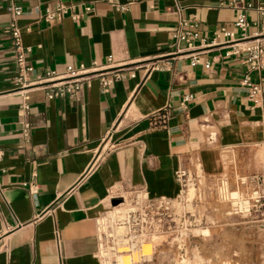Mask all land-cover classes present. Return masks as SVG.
<instances>
[{"label":"crops","instance_id":"obj_1","mask_svg":"<svg viewBox=\"0 0 264 264\" xmlns=\"http://www.w3.org/2000/svg\"><path fill=\"white\" fill-rule=\"evenodd\" d=\"M128 1H23L29 77L109 63L121 74L106 91L94 80L76 99H49L17 82L12 15L0 0V264H103L98 220L113 201L139 191L174 199L186 172L219 173L226 155L264 177V96L251 99L244 82L264 85V69L245 61L239 9ZM245 1L253 39L264 0ZM57 2L77 17L38 18ZM183 21L197 24L191 46L175 37L190 29Z\"/></svg>","mask_w":264,"mask_h":264},{"label":"rangeland","instance_id":"obj_2","mask_svg":"<svg viewBox=\"0 0 264 264\" xmlns=\"http://www.w3.org/2000/svg\"><path fill=\"white\" fill-rule=\"evenodd\" d=\"M248 170L226 155L219 173L186 172L172 217L162 214L151 224L147 216L146 236L133 238L125 250H118L114 228L124 226L119 220L144 209L145 202L131 192L119 203L124 204L120 214L110 205L99 217L103 264H117L123 254L131 255L130 264H264V177ZM133 227L131 222L122 232ZM145 244L151 249L144 255Z\"/></svg>","mask_w":264,"mask_h":264},{"label":"built area","instance_id":"obj_3","mask_svg":"<svg viewBox=\"0 0 264 264\" xmlns=\"http://www.w3.org/2000/svg\"><path fill=\"white\" fill-rule=\"evenodd\" d=\"M6 3V8L12 15V19L9 23L8 32L12 37V47L14 51L15 64L17 66V82L21 83L23 87H42L45 90L46 97L51 98H69L76 99L84 86H89L92 81L98 80L103 91H106L108 87L112 84L115 79L121 77L119 73L118 66H112L111 63L98 66L94 65L92 67H86L81 65L79 67H74L69 65L64 72H57L56 70H48L44 75L31 78L29 77L30 71L33 69L27 63L26 47L22 42L23 29L18 23V18L24 13L23 1L24 0H3ZM137 0H129L128 4H131ZM231 5L239 9L237 20L235 22L236 26L242 31L241 38L249 39L248 43L245 45L243 51L246 54V63L250 69L253 70H263L264 69V43L261 39H264V32L255 36L253 39L247 35V29L250 25L246 17V10L251 7L250 3L245 0H232ZM90 9V7H87ZM258 11L261 15V20L264 24V4L258 6ZM71 14L73 17H77L73 13L72 7L70 5L57 2L54 8H47L44 13L38 14L39 19H44L49 23H54L60 21L66 15ZM181 26H188L190 29L179 30L176 32L177 43L185 42L187 46H191L193 40L197 38L198 33L193 32L191 29L196 28V23H189L188 21H183L180 23ZM224 34L230 37L234 36L231 31H224ZM180 50V49H177ZM245 84L248 87L249 97L253 100H260L264 96V85L260 82H255L249 77H246ZM23 109H28V105L25 104ZM31 126L29 123H25L24 131L28 133ZM0 151V158H1ZM139 196L142 197L145 202V208L142 210H130L127 217L119 220L120 224L125 227L133 222V231L128 229L127 233L115 232V238L117 241L118 250H125L128 248V242L132 241L133 238L137 240H142L146 236L144 223L147 222V216L150 219V223H155L161 219V215H168L172 217L173 208V198L160 197V198H150L144 192H137ZM122 199H119L121 203ZM119 203L114 204L113 208ZM123 203V202H122ZM149 210H151L149 212ZM160 210V212H159ZM119 223V222H118ZM120 226V227H124ZM154 234L157 233L156 227L152 231ZM98 234H99V220H98ZM100 240V237H99ZM145 255V254H144Z\"/></svg>","mask_w":264,"mask_h":264},{"label":"bare ground","instance_id":"obj_4","mask_svg":"<svg viewBox=\"0 0 264 264\" xmlns=\"http://www.w3.org/2000/svg\"><path fill=\"white\" fill-rule=\"evenodd\" d=\"M123 205H119V206H115L114 209H119L117 212L118 214H120V210L122 209ZM121 215H118L117 217H119ZM116 232H121L122 231V227L118 226L114 228ZM151 249V245L150 244H145L143 247V251L145 252L144 254H146L149 250ZM131 263V255L130 254H123V256H121V258L119 259L117 264H130Z\"/></svg>","mask_w":264,"mask_h":264},{"label":"water","instance_id":"obj_5","mask_svg":"<svg viewBox=\"0 0 264 264\" xmlns=\"http://www.w3.org/2000/svg\"><path fill=\"white\" fill-rule=\"evenodd\" d=\"M119 202H120V200H115V201H113V204H117Z\"/></svg>","mask_w":264,"mask_h":264}]
</instances>
